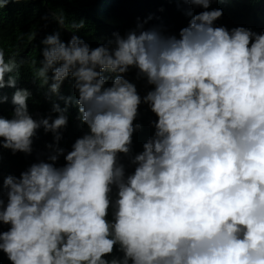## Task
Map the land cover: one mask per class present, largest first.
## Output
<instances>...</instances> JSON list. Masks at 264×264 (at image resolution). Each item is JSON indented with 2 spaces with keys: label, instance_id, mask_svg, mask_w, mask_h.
<instances>
[{
  "label": "clouds",
  "instance_id": "clouds-1",
  "mask_svg": "<svg viewBox=\"0 0 264 264\" xmlns=\"http://www.w3.org/2000/svg\"><path fill=\"white\" fill-rule=\"evenodd\" d=\"M182 3L178 32L145 27L149 15L95 47L75 34L83 21L62 40L65 18L53 13L32 81L64 107L53 100L35 118L15 57L0 49V89H14L0 149L32 155L38 130L52 135L0 183L10 264H264V30L217 26L213 0ZM65 80L74 95L60 93ZM142 104L155 119L134 152ZM69 106L82 134L67 149Z\"/></svg>",
  "mask_w": 264,
  "mask_h": 264
},
{
  "label": "trees",
  "instance_id": "trees-1",
  "mask_svg": "<svg viewBox=\"0 0 264 264\" xmlns=\"http://www.w3.org/2000/svg\"><path fill=\"white\" fill-rule=\"evenodd\" d=\"M178 8V0H9L4 8H0V49L4 50L5 59L14 56L18 63L16 71L19 73L17 87H24L32 92L28 100L30 113L35 118L37 114L46 115L55 100L64 107V101L56 97H45L46 86L41 87L40 81H32L34 68L39 67L41 40L45 35L57 30L58 25L52 19V14L63 15L65 18L64 29L61 31V39L67 42L77 31L72 28L74 23L83 21V27L75 34L83 38L92 47L103 43L111 33L133 27L137 18L144 20L149 15L152 19L145 27L153 24H163L168 31L178 32L180 27L186 26L189 17L184 15L182 0ZM212 8L223 9L222 16L214 23L225 25L228 28L245 26L257 32L264 30V0H213ZM196 8L194 12L201 11ZM47 17V19H45ZM32 61H36L33 65ZM135 70L128 73V78L134 79ZM137 89L141 95L146 88L143 81H136ZM13 88L0 89V95H6L8 101L0 103V116L10 117L12 105L10 103ZM60 93L64 96L74 95L71 84L65 80ZM55 115V114H53ZM68 125L63 132V138L59 142L61 147L70 149L74 139L82 134V128L78 127L76 120V108L69 106ZM155 119L146 105L139 108L137 121L142 124L141 130L133 134V151L142 150V144L151 135L153 129L148 121ZM52 142L51 133L45 134L38 130L33 140V154L26 156L17 152L12 154L10 150L0 149V183L7 174L19 175L28 164L34 161L37 152L44 151L46 143ZM63 162L61 157L60 163ZM125 164L127 161L124 160ZM131 171V168L127 169ZM7 226H0V230H6ZM0 264H10L2 252H0Z\"/></svg>",
  "mask_w": 264,
  "mask_h": 264
}]
</instances>
